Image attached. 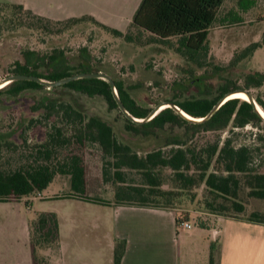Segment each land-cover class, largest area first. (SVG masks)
Instances as JSON below:
<instances>
[{"label":"trees","instance_id":"1","mask_svg":"<svg viewBox=\"0 0 264 264\" xmlns=\"http://www.w3.org/2000/svg\"><path fill=\"white\" fill-rule=\"evenodd\" d=\"M246 1L247 3L242 0L241 6L246 8L254 3V0ZM223 2L224 0H141L126 31L105 25L88 14L53 20L25 9L22 4L6 2V7L12 8L14 18H18L20 12L27 10L40 22H44L42 27L48 30L51 23L70 28L71 24L91 21L113 35L124 38L125 41L138 44L141 43L140 36H135L131 32L132 27L149 32L151 39L166 40L177 37V51L198 62L209 53L208 34L218 19V11ZM227 16L220 19L225 21L229 19ZM14 18L6 17V21L15 22ZM240 18L233 17L230 22H240ZM63 28L58 30L61 31ZM258 45L259 42L248 45L232 58L229 65L236 64ZM23 55V60H16L11 64L9 69L11 74H33L48 80H58L79 72L103 71L98 67V58L86 45L79 47L78 61L75 63L69 59L66 49L59 46L45 51L25 49ZM114 80L118 94L128 111L137 118L146 117L153 107L139 103L128 92L123 81ZM195 81L201 83L199 95L183 100H169L193 117L205 116L225 93L239 89L236 88L237 84L228 79L217 86L208 84L203 75ZM263 82L264 72H249L245 76L244 86H240V89L260 87ZM28 89L46 92L33 106V109H42L43 113L39 119H32L31 122L42 123L44 119L49 121L50 127L46 139L33 145L30 157H26L23 163L12 169L0 167V201H8L12 197L19 199L41 192L58 175H66L70 181L72 196L64 197H75L105 205L167 207L172 204L177 190L205 185L207 192L202 202L206 213L264 223V210L246 213V204L241 197V190L248 187V196L264 200V171H258L253 167V151L247 144L235 145L231 137L227 136L223 140L217 137L198 147L188 144L183 136L175 133L168 136L161 146L141 154L129 143L119 140L112 124L102 116L86 113L83 105L75 100V97L71 102L50 95L52 92L66 90L72 95L76 92L88 97L101 96L109 109L120 110L112 88L105 79L84 77L56 86H48L36 80L17 79L0 88V95L6 93L18 96ZM255 99L264 109L262 98L257 96ZM124 118L128 131L143 136L156 135L158 131L168 126L172 128L178 125L186 126L195 133L221 131L228 127H243L248 123L264 122V118L254 109L252 103L239 97L227 99L211 117L202 121L189 120L170 106L162 108L144 122L130 120L125 115ZM6 136L5 132H0V148L4 145H13ZM91 145H97L100 149L102 179L114 186L113 201L87 196L84 155L76 149L66 154L62 153L63 149L69 147L86 149ZM167 146H170L169 150H164L163 147ZM212 166H215L213 170ZM161 168L172 171L173 180L176 182L173 188H161L162 177L159 173ZM128 171L139 172L142 182L128 180ZM157 197L164 200H157ZM188 219L189 214L183 216L178 213L177 226L182 220ZM211 223L212 219L203 214L194 218V224L200 227H211ZM59 242L57 214L53 211L39 212L35 222V235L32 238L34 264H52L44 252L48 248L57 249ZM125 246V239L116 241L114 264H121ZM215 249L216 243H212L209 264H215Z\"/></svg>","mask_w":264,"mask_h":264},{"label":"rangeland","instance_id":"2","mask_svg":"<svg viewBox=\"0 0 264 264\" xmlns=\"http://www.w3.org/2000/svg\"><path fill=\"white\" fill-rule=\"evenodd\" d=\"M241 3L242 0H224L218 11V19L208 34L209 53L206 58H200L197 62L177 51V37L166 40L151 39L149 32L132 27L131 32L140 36L141 43L138 44L125 41L124 38L113 35L91 21L74 23L70 28L51 23L48 30L42 27L44 22H40L27 10L20 12L18 18H14L12 8L6 7V1L0 0V81L11 74L9 69L14 61L24 59L25 49L45 51L56 46L63 47L71 62L75 63L78 61L79 47L86 45L98 58V67L114 79L123 81L128 92L144 105L155 107L169 100H183L199 95L201 83L195 80L201 75L212 86L228 79L240 89V86H244L247 73L264 72V0H254V3L246 8L241 6ZM223 16L229 19L223 21L220 19ZM237 16L241 17L240 22H230ZM6 17L14 18L15 22L6 21ZM59 28L63 29L59 31ZM254 42H259L260 45L236 64L229 65L236 54ZM249 91L254 97L258 96L264 101V82L260 87H251ZM45 93L44 90L28 89L18 96L6 93L0 95V132H5L6 139L13 144L0 148L1 168L18 167L26 157H30L33 145L46 139L49 121L43 119L42 123L31 122L32 119H39L43 113L42 109H33V106ZM50 95L71 102L75 97L86 113L102 116L112 124L119 140L129 143L141 154L161 146L168 136L175 133L183 136L188 144L198 147L217 137L223 140L230 136L235 145L247 144L252 148L253 167L264 171V122L248 123L243 127H228L221 131L195 133L186 126H168L156 135L143 136L128 131L124 114L119 109H109L101 96L88 97L76 92L72 95L66 90L52 92ZM163 148L169 150L170 146ZM75 149L84 155L86 195L113 201L114 186L102 179V155L99 147H69L63 149L62 153L66 154ZM213 168L215 166L211 167L212 170ZM159 173L162 177L161 188H173L176 182L173 180L172 171L161 168ZM128 180L140 183L141 174L128 171ZM248 190V187L241 190L246 213L264 210V200L248 196ZM206 192L205 185L177 190V195L167 208H174L183 216L189 214L192 223L196 216L206 212L202 202ZM66 193H70L69 178L66 175H58L41 192L19 199L12 197L8 201H0V264H30L32 252L29 239L35 235L36 214L47 210L56 211L59 215L60 232L69 245L70 258H91L94 264H105L106 248L103 245L100 249L95 247L100 239L95 238L90 231L92 222L98 218H101L102 224L112 228L110 224L114 221L113 210L107 207L103 210L101 205L71 199L39 198L41 194L50 196ZM156 199L164 200L161 197ZM84 205L85 207H82ZM215 226L216 229V223ZM102 229L104 236L103 225ZM215 229L195 224L191 228L180 229L178 264H207L211 241L219 238ZM17 259L20 261H13Z\"/></svg>","mask_w":264,"mask_h":264},{"label":"crops","instance_id":"3","mask_svg":"<svg viewBox=\"0 0 264 264\" xmlns=\"http://www.w3.org/2000/svg\"><path fill=\"white\" fill-rule=\"evenodd\" d=\"M10 3L22 4L35 14L53 19L62 20L78 17L85 14L93 16L105 25L126 31L133 20V15L141 0H4ZM72 196L63 195L39 196L45 199H71L101 205L104 210L114 212V221L108 227L98 218L92 222L91 234L99 237L95 247L105 246V264H114L115 243L119 239L126 240V246L121 264H178L180 231H177L176 217L178 212L174 208L140 206L135 204H100ZM82 207H85L82 206ZM50 211V210H47ZM40 212V211H39ZM57 214L56 211H53ZM38 215V213L36 214ZM212 219L211 227L217 228L215 264H264V223L246 219L215 216L203 212ZM59 222L60 242L57 249L45 250V255L52 264H94L91 258L72 259L68 255V244L61 235ZM37 219V216H36ZM35 219V222H36ZM190 221V219H188ZM191 222V221H190ZM194 222H192V225ZM102 225L104 226V236ZM200 227V226H199ZM204 227V228H211ZM101 236V237H100ZM104 238V239H103ZM30 264H34L32 239ZM211 244L207 256L209 264ZM206 256V257H207ZM20 261V259L13 260Z\"/></svg>","mask_w":264,"mask_h":264},{"label":"water","instance_id":"4","mask_svg":"<svg viewBox=\"0 0 264 264\" xmlns=\"http://www.w3.org/2000/svg\"><path fill=\"white\" fill-rule=\"evenodd\" d=\"M84 77H99V78H103L106 81L109 82L111 88H112V92L114 94V98L116 99V102L118 104V107L120 108V110L122 111V113L125 115V117H127L130 120L136 121V122H144L146 120L151 119L157 112L158 108L161 105H165L166 106H170L172 108H174L178 113H180L181 115H183L185 118H188L189 120L192 121H202L205 119H208L209 117L212 116V114L220 107V105L226 101L228 98V96H230L231 94H233L234 92H238V91H242L245 92L248 95V101L250 103H252V105L254 106V109L264 118V115L262 114V112L259 110L257 104H259L255 97L253 96V94L247 90V89H235L232 91H229L227 93H225L221 98L218 99V101L213 105V107L211 108V110L203 117H197V118H193L188 116L186 113V111H184L179 105L175 104L174 102L171 101H166L160 104H157L155 107H153L151 109V111L149 112V114L144 117V118H137L135 116H133L128 109L126 108L125 104L123 103V101L121 100L116 85H115V80L113 79V77L111 75H109L108 73L104 72V71H98V72H79L58 80H48L45 78H42L40 76L37 75H33V74H10L8 76H6L5 78H3L0 81V85L5 83L4 85L0 86V88L4 87L6 84L10 83L11 81L17 80V79H26V80H36L42 84L48 85V86H56V85H60V84H64L68 81L71 80H75L78 78H84Z\"/></svg>","mask_w":264,"mask_h":264},{"label":"bare ground","instance_id":"5","mask_svg":"<svg viewBox=\"0 0 264 264\" xmlns=\"http://www.w3.org/2000/svg\"><path fill=\"white\" fill-rule=\"evenodd\" d=\"M5 83L1 84L0 86L4 85ZM233 97H239V98H242V99H247L248 100V95L245 93V92H242V91H238V92H234L233 94H231L230 96H228V98H233ZM165 105H161L157 112L160 111L162 108H164ZM259 110L262 112V114L264 115V110L261 108V106L259 104H257ZM188 116L190 117H193L191 116L190 114L186 113ZM193 118H197V117H193Z\"/></svg>","mask_w":264,"mask_h":264},{"label":"built area","instance_id":"6","mask_svg":"<svg viewBox=\"0 0 264 264\" xmlns=\"http://www.w3.org/2000/svg\"><path fill=\"white\" fill-rule=\"evenodd\" d=\"M191 227L192 223L189 220H182L181 223L177 226V231L179 232L180 229L183 230Z\"/></svg>","mask_w":264,"mask_h":264}]
</instances>
